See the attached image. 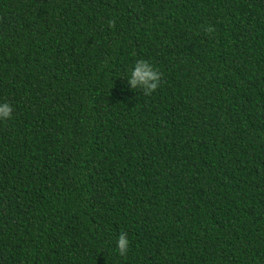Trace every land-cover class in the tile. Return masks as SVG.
Instances as JSON below:
<instances>
[{
    "label": "trees",
    "instance_id": "obj_1",
    "mask_svg": "<svg viewBox=\"0 0 264 264\" xmlns=\"http://www.w3.org/2000/svg\"><path fill=\"white\" fill-rule=\"evenodd\" d=\"M4 102L0 264H264V0H0Z\"/></svg>",
    "mask_w": 264,
    "mask_h": 264
},
{
    "label": "clouds",
    "instance_id": "obj_2",
    "mask_svg": "<svg viewBox=\"0 0 264 264\" xmlns=\"http://www.w3.org/2000/svg\"><path fill=\"white\" fill-rule=\"evenodd\" d=\"M109 27H114L115 21L110 20ZM207 32H212L211 27L206 29ZM162 73L155 69L147 60L140 59L134 64L128 79L132 88L138 86L143 89L145 95L152 94L159 86L162 78ZM12 106L8 102L0 103V119H8L12 115ZM129 240L127 233L122 232L118 236L116 246L120 255H126L128 250Z\"/></svg>",
    "mask_w": 264,
    "mask_h": 264
}]
</instances>
